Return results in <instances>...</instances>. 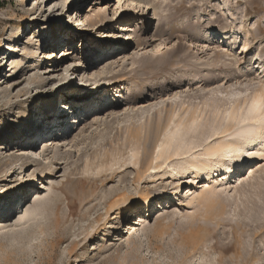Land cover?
<instances>
[{
	"label": "rangeland",
	"instance_id": "374dc122",
	"mask_svg": "<svg viewBox=\"0 0 264 264\" xmlns=\"http://www.w3.org/2000/svg\"><path fill=\"white\" fill-rule=\"evenodd\" d=\"M247 41L248 77L224 85L216 73L205 88L146 96L171 75L210 69L215 52L229 55L220 65L244 61ZM263 59L264 0H0V264H264V161L241 187L232 162L181 179L186 161H155L174 130L166 109L202 108L186 99L201 89L231 97L221 111L247 101L264 89ZM158 116L163 128L144 147ZM43 141L55 144L47 155ZM60 147L69 166L55 159Z\"/></svg>",
	"mask_w": 264,
	"mask_h": 264
},
{
	"label": "bare ground",
	"instance_id": "6f19581e",
	"mask_svg": "<svg viewBox=\"0 0 264 264\" xmlns=\"http://www.w3.org/2000/svg\"><path fill=\"white\" fill-rule=\"evenodd\" d=\"M121 1L123 0H116V2H118L119 4ZM226 34L227 33H222L221 37L223 42L225 43L230 39L226 37ZM251 39H253L252 36L250 37V41ZM229 44L231 45V43ZM250 50L251 47H249V41H247V44L242 46V52L245 53L244 61L237 62L234 60H230L229 63L224 62V64L222 63L221 65L219 64L220 59L222 57L225 58L229 55H226V53L222 52L220 53L219 51L215 52L214 56L212 57L214 63L212 65L210 64L206 66L211 67L210 69L206 68L196 76H194L193 73H189L187 75V79H184V76H186L184 74H177V76H174L173 78L171 75L169 77L170 79L166 78L167 83L166 85H164V87L154 89L146 96L150 98H160L164 95H168L171 90L179 88L182 84H192L194 82L200 84L202 87L205 88L209 86L213 81L217 80L218 75L216 73H218L219 75H223L224 85L232 81L240 80L241 78L244 79L252 73L250 59H246V56L249 55L251 52ZM68 53L69 50L65 51V53L62 54V57H68ZM255 62H257V60H255ZM263 62L264 59L262 60L261 64H263ZM212 67L218 68L213 69ZM59 70L60 68L58 66L55 67L53 71L57 72ZM115 84L116 82H111L105 88L103 87V89H110L112 86H115ZM100 90H102V88L98 89L97 94ZM221 93L223 92L218 89H201L193 95H187L186 99L203 100L204 106L202 108H198L196 106L192 107L191 109H187L184 108L185 103H180L181 105H173H179V107L181 108V111L179 109V114L175 113V111L170 112V110L166 109L168 115L166 121L168 119V123L171 122L174 130H172L170 134L172 135L171 139L165 140V142L163 143L161 142V145L159 146V151L156 154L157 156L155 157V161H161V166H159V168H162V166L166 164H171L174 161H186V165L182 167L181 171L179 172V176L181 179H188L192 176H196L197 179L205 176L204 179H206L207 177H209V175H212L213 168H215L217 165L223 167L224 165H227V162H232L229 167L225 168V170L228 172L227 174H230L232 171L234 173H237L241 170L243 171L242 175L237 177L239 187L252 180V178L256 175L257 172L262 171V167H260L259 164L264 161V143H261V140L264 136V89L259 92L255 91V93L250 96L247 101L243 100L242 103L240 101V103L238 102L237 104L235 103L234 105H232L231 108L229 107L230 109L224 108L222 109V111L220 110V107L229 102L228 99L231 98L229 94L231 95L233 93L231 92L227 94V96H229L228 99H223V97H221ZM168 106L171 108V103H167V107ZM150 120L151 122L149 121L150 123H147L149 126L146 129L148 130L145 131L144 136L141 137L142 139H140L143 140L142 144L144 147L152 146L153 143H155L154 141H156L154 139L157 137L158 133H160V130H162L163 128L162 123L164 122H162L163 119L160 116H158L156 120ZM217 120L219 121V125L218 127L213 128L212 123H215ZM225 120L234 121L235 125L233 126L232 124V126H230L228 125L229 123H225ZM74 122L75 121L73 120L72 123ZM221 123L226 125L220 127ZM79 126V130H87L88 128L92 127V123L86 122L85 125ZM208 126L211 129L208 128ZM207 128L210 130L206 131ZM53 129L56 128L53 127L51 131H53ZM232 130L233 132L230 133ZM37 135H39V133ZM228 135H236L240 138L243 137L242 139L244 140L245 145H239L240 147H238V145H235V143L222 141ZM138 138L139 137H137V140H139ZM32 139V137H29L26 142L30 144ZM41 144L44 146V152L46 153V155L51 149L49 147L55 145L53 142L50 141H43ZM62 148L63 147H60V149H58L55 153V159L56 161H58V165L69 166L71 164L70 157L72 156H70V154L68 155L63 153ZM2 149H4V147H0V150ZM17 154L24 155V153L20 151ZM200 157L205 158L206 161H204L203 159L200 160ZM233 159L235 161H232ZM25 160L26 161L23 164L24 166H27L29 164L31 165L33 163L35 164V166H39L41 164L40 161L37 160H30L29 158H26ZM43 160H46V157H44ZM244 166L248 167L243 170ZM49 170L50 167L46 166L38 172L40 175H43ZM200 170L201 173L198 174V171ZM172 172L173 169L169 168L166 174L167 179H170L172 177ZM221 176L222 175H219L218 177ZM198 184H201V182H199ZM261 191L263 192V190ZM209 193H204L201 196L200 201H202V203L205 202L208 205V201L210 199ZM256 194L257 193L255 192V195ZM124 197H122L121 199L124 200ZM116 204L112 203L111 208L115 207ZM172 208L173 206L170 209ZM130 211L131 209L124 205L123 212L129 214ZM161 212L168 213L166 209H161L160 211H158V213L163 214ZM137 219L140 220V224H143L145 222L144 219L141 217H138Z\"/></svg>",
	"mask_w": 264,
	"mask_h": 264
}]
</instances>
